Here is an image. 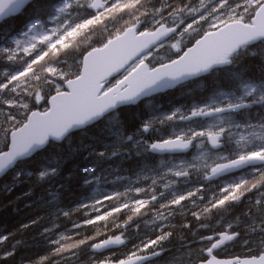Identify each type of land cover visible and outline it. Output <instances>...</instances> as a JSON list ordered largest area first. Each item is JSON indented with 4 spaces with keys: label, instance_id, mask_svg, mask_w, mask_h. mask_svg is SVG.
I'll return each instance as SVG.
<instances>
[{
    "label": "snow or ice",
    "instance_id": "snow-or-ice-1",
    "mask_svg": "<svg viewBox=\"0 0 264 264\" xmlns=\"http://www.w3.org/2000/svg\"><path fill=\"white\" fill-rule=\"evenodd\" d=\"M25 15L18 33L0 34V174L11 171L13 183H22L25 166L34 154L55 142L70 140L77 130L86 132L92 127L97 129L92 143L63 156L46 157L36 172L27 174L37 176L39 184H50L61 178L67 159L87 151L88 157H95V166L83 169V184L89 188L103 179V162L113 157L136 155L145 162L142 172L152 171L161 179L167 175L176 178L164 181L160 190L157 180L147 177L151 179L148 187L104 194L103 199L81 201L69 210L61 206L62 193L66 185L71 186L72 177L64 178L59 188L48 189V198L43 201L51 226L45 227L41 236L52 246L51 256L68 261L77 258L78 250L87 245L90 264H145L164 253L165 241L173 235L165 231L171 225L170 218L190 212L198 227L193 241L182 247L191 252L192 244L198 243L203 257L199 264H264V251L251 259L221 260L214 255V250L240 233L199 231L211 230L214 216L222 219L243 205L241 213L247 225L243 243L247 245V236L255 234L264 248V115L253 116L254 108L264 110V49L258 65L249 63L257 56L251 49L264 45V0H0V22ZM98 33L107 36L106 42L81 51V45ZM186 40H194L191 47H186ZM162 49L168 56L166 61L161 58ZM74 53L82 56L79 71H63L60 65ZM150 57L155 63H146ZM114 73L120 75L109 81ZM204 77L212 78L210 93L185 112L157 115L159 109L150 105L138 126L123 118L121 106L135 105L161 89ZM53 84L55 95L47 101L50 106L44 111L29 109L23 98L34 96L39 102L43 98L41 86ZM177 120L188 123L167 137L146 135L162 132L165 126L176 127ZM130 127L135 131L128 134ZM190 147L199 152L192 161L172 155L173 161L180 162L166 163V172L148 167L147 162L155 157L167 162V154L184 153ZM193 171L209 183L182 191L181 179L190 180ZM213 181L217 183L208 195ZM3 190L11 189L4 185ZM128 192L137 197L144 193L145 198L127 197ZM121 196L127 198L121 202ZM106 201L116 203L101 213L97 205ZM86 209L101 214L89 217L83 225L108 221L127 210V219L115 225L125 231L132 226L139 229L136 218L152 213L151 222L158 234L133 242L116 259L102 250L125 245L124 231L92 243L95 236L74 240L71 235L59 234L55 238L56 221L61 216L70 219L73 211ZM36 223L38 220L31 221ZM81 227L80 223L72 224L73 229ZM182 227L192 231L190 223ZM10 235H0V245ZM15 250L14 245L0 252V264H6ZM45 262L55 264L48 256L35 264Z\"/></svg>",
    "mask_w": 264,
    "mask_h": 264
},
{
    "label": "trees",
    "instance_id": "trees-1",
    "mask_svg": "<svg viewBox=\"0 0 264 264\" xmlns=\"http://www.w3.org/2000/svg\"><path fill=\"white\" fill-rule=\"evenodd\" d=\"M26 19L27 15L7 19L0 25V34L10 33L14 35L15 33H18L23 28ZM106 39V35L98 33L97 35L93 36L92 40L89 41L88 44L81 45V51H83L84 49L89 50L90 47H100L102 46L103 42H106ZM261 49H264V45H262ZM80 57L81 56L78 53H74L72 56L67 57L66 62L63 63L62 66L60 65V67L65 70L67 69V64L69 65L70 62H74ZM259 59L260 55L252 58L249 63L253 66H256L259 63ZM73 67H75L76 71L79 70L78 65H74ZM66 72L70 73L69 71ZM256 74L258 75L259 73L257 72ZM203 81L204 82L201 85H203L204 89H202L201 92L195 93L191 91L190 93H185L183 91H180V88L175 89L170 92H167L164 95H160V104L166 110H170L171 108L180 106L187 107L191 102H200L206 95V92L204 91H207L208 87L211 88L212 86V78L205 77ZM43 89L44 95H48L49 92L46 91V85H44ZM24 99L28 100L29 97H24ZM139 108L140 105L122 108L123 118L129 125L138 126L140 120V116L138 114ZM258 113L260 115H264V110L254 108L253 116L257 117ZM133 131H135V127H130L128 134H131V132ZM96 135L97 129L90 127L86 132L73 133L71 139L67 140L66 142H63L59 145L53 144L47 147L45 150L41 151L39 154L37 153L36 155H34L32 162L25 166L26 175H24L22 178V184H14L12 177L9 176H6V178L3 179L2 182H6L4 183V185H8L11 190L4 191L3 188L0 189V235H11L9 240L6 241L5 244L0 245V252L10 250L14 245L16 246L15 255L13 257L8 258L6 264H35V260H38L40 257H42V255L48 256L51 261L56 258L55 256H51V253L49 251L52 246L46 243L43 237L41 236L43 229L45 227L51 226V222L49 220V209L45 207L43 201L48 198V189L52 188L53 186L59 188L60 184L64 182V178L68 176L72 177V183L70 186L71 188L66 185L62 193L63 200L61 206L64 208V210L75 209L76 206L83 200V202L85 203H92L93 200L97 197L103 199L104 194L111 195L116 192L125 193L129 187H144L149 186L151 184V179H136L138 175H142L144 177L150 175L152 178L156 175H154L155 173L152 171H148L147 173L142 172L141 169L144 167L145 162L141 160L138 156L132 155L128 159H119L113 157L111 160L104 161L100 170L103 174V179L90 189L88 186L83 184V169L86 167H94L95 157H88L87 151L77 152L74 156L67 159L64 162L63 168L61 169V178L52 181L50 184H39L36 182L37 177L35 175L30 176L27 174L29 172H36L39 164L45 162L46 157L55 158V156L57 155L63 156L68 152L79 148L82 144L92 143L93 138ZM150 136L154 138L152 135ZM85 162L87 163L84 164ZM147 163L150 169L154 168L153 160H150ZM154 179H158V177ZM126 181H129V183H127ZM203 184L207 183L204 182ZM4 185H2V187ZM198 185L200 184H193L191 188ZM77 189L80 190L78 191ZM210 189L211 187L209 186V189L206 194H211ZM85 193H89L88 195L91 196L88 197V195ZM127 197L131 196L127 194ZM127 197L121 196L120 201L123 202V200H125ZM115 203V201H106L104 205H97V207H99L101 209V213H103L107 211L110 207L114 206ZM184 203L187 205L188 202L186 201ZM241 208H243V205L240 206V208L234 209L230 215H226L222 219L219 216H214L212 220L217 219V221H219L217 222L218 229L223 226L224 220H230L231 223H236V228L243 229L244 232L242 233L245 235L247 233V225L245 223L246 218L242 215ZM85 212H87V215L85 214ZM101 213L94 212L91 209H86L81 211H73V214L70 219L61 216L60 219L56 221V224L59 227L56 229L57 237L55 238H58L59 234L71 235L74 240H79L88 236L103 237L104 234H114L120 230V228H117L115 225L122 224L123 221L127 219L128 215L127 210H125L122 213L115 214L114 217H110L108 221H98L96 224L93 225H83V221L87 220L89 217L94 218L96 215H99ZM149 214L150 215H148V217L145 216L146 218H136V222H145V220H149L152 216V213ZM182 218H184L183 221ZM189 219L195 220V218L191 216L190 212L187 214V219H185V216L176 215L175 220L171 218V221H174L171 222L170 229H168V231L175 232V236L178 239H180L182 235H184V232L187 236H189L190 231L182 227L183 223H190L191 220ZM33 220H38V223L31 224V221ZM73 222L82 224V227L80 229H73ZM25 224H29L30 227L23 228L22 226ZM132 227L134 228V226ZM76 233H79V235H77ZM252 235L253 234L249 236L252 238ZM146 238L151 237L146 236L144 232L142 240ZM256 238H258V236H256ZM17 241H20V243L17 244ZM85 251L86 246H83L80 250H78V253H82ZM57 258L58 260H61L59 257ZM45 263L48 264V262Z\"/></svg>",
    "mask_w": 264,
    "mask_h": 264
},
{
    "label": "rangeland",
    "instance_id": "rangeland-1",
    "mask_svg": "<svg viewBox=\"0 0 264 264\" xmlns=\"http://www.w3.org/2000/svg\"><path fill=\"white\" fill-rule=\"evenodd\" d=\"M256 50L260 51L259 49H256ZM171 54H173V53H171ZM166 57H167V54H164L163 56H161V58H162L163 60H165ZM149 60H150L151 62H153L151 57L149 58ZM67 63H69V62H67ZM153 63H155V62H153ZM74 65H79V66H80V59H78V60H76V61H74V62H70V64L67 65V69H69V70L66 69L65 72H66V71H69L70 73L78 72V71H76L75 67H73ZM62 70L64 71V69H62ZM113 80H114V79H113ZM113 80H112V81H113ZM57 83H61V84H62V82H59V81H57ZM46 86H47L46 91L49 92V94L46 95V96H44V92L40 90V92H41V96H42L43 98H42L39 102H37V101L35 100L34 96H33V97H29L28 100H25V99L23 98V99H24V102H26V103L28 104L29 109H31L32 111H34V110H37V111H44L45 108H46V103H45V102H46L47 98H48L51 94L55 93V87H56L55 84H53V85H46ZM194 87H197V85L194 86ZM189 88H192V87L189 86ZM150 105H155V106L159 109V112L157 113V115H163V114H167V113H169V112H164V111H162V110L160 109V107H159V105H158V102H157L156 100H154V101H149V102H146V103L140 105V108H139V111H138V114H139V116H140V119L143 118V117H146V116H147V114H148V112H149V107H150ZM44 106H45V107H44ZM193 106H194V105H193ZM183 110H184V109L181 108V109L178 110V111H179V112H182ZM19 111H20V112H24L23 109H20ZM173 111H177V109H174ZM170 112H171V111H170ZM175 124L177 125L176 127H168V126H166V129H167V130H165V131L163 130L162 132L151 133V134H146V135H152V136H154V137H156V136H165V137H167L168 135H170V134H172V133H174V132H178V131L180 130V126H183L184 124H186V122H183V121H177V122H175ZM0 147H2V144H0ZM197 155H199V152H198V150L194 147L192 153H191L188 157H183L182 159H183L185 162H186V161H192V160H194V158H195ZM152 160H153V163H154V168H155V169H162L164 172L167 171L166 163H167V164H171V163H179V162H180L179 160L173 161L171 158H169V160H168L167 162H166L164 159H162V158H156V157L153 158ZM154 175H156V174H154ZM10 177H12V174L10 175ZM147 177H151V176L149 175V176H147ZM147 177H144V176H142V175H138V176L136 177V179H137V180L149 179V178H147ZM174 179H176V178H175V177H172V176H170V175H167V176H164L163 179H161V178L157 179V182H159L160 187H162L164 181H172V180H174ZM126 182L129 183V181H126ZM204 182H207V181H204L202 174H199V175H198L195 171H193V175H192V177L190 178V180L185 181V180L181 179V181H180V187L183 188V187H185V186H188L189 184H203ZM215 182H216V181H215ZM224 182H227V181H224ZM4 183H6V182H1V183H0V189L3 188L2 185H4ZM162 189H163V188H160V190H162ZM140 195H141L142 198H145V197H144V193H141ZM155 206L159 207V204L157 203V205H155ZM187 206H189V208H191V205H190L189 202L187 203ZM186 218H187V215L185 216V219H186ZM183 220H184V218H182V221H183ZM189 220H191V221H190V224H191L192 226H194L196 221H195L194 219H189ZM149 226H153L152 222H151L149 225H145V228H147V227H149ZM168 228H170V226H169ZM186 230H188V229H186ZM249 242H250V243H253V242H254V245H255V247H256L257 249H258L259 246H261V245H260V241H258V238H254V239H252V240L249 239ZM241 243H242L243 245H245V244L243 243V241H242ZM262 251H264V248L261 247V252H262ZM182 256L187 258L188 256H192V253L189 252V251H186V252H184V253L182 254Z\"/></svg>",
    "mask_w": 264,
    "mask_h": 264
},
{
    "label": "flooded vegetation",
    "instance_id": "flooded-vegetation-1",
    "mask_svg": "<svg viewBox=\"0 0 264 264\" xmlns=\"http://www.w3.org/2000/svg\"><path fill=\"white\" fill-rule=\"evenodd\" d=\"M193 42H194V40H192L191 42H189V41L186 40L185 41L186 47L190 46ZM186 47H185V49H186ZM211 224H212L211 230H209V229H206V230L200 229L199 231L202 234H210L211 232H219L220 229L217 228V221H212ZM196 229L197 228L192 229V231L189 232V236H187L185 234V232H184V235H182V237L179 239L178 245H177L176 242L169 243L168 240L171 238L170 237L167 241H165V243L167 245L164 244V247L166 248L165 251H164V253L161 256L155 257L154 259L150 260L146 264H193V261L196 262L197 259L203 258L202 255H201V253H200V251H199V249H200L201 246L198 243H193L192 244V250H191L192 256H188L187 258L186 257L183 258V256H182V253L188 251V248L187 247H182V245H186L189 242H192L193 241L194 232H195ZM173 233H174L173 238H175V232H173ZM104 238L105 237L103 236L101 238V240H103ZM233 245H235V243H232V244L227 245V246L224 245V246H222V247L214 250V255H215V252L216 251H219L222 248L231 247ZM118 252H119L118 250L116 251L114 249H109V250H107V252H105V255H109V256H111L112 259H116L117 257H119ZM122 255L123 254L120 253V256H122ZM165 256H167V257H165ZM178 257H180V258H178ZM78 264H90V261L88 260L87 262H80Z\"/></svg>",
    "mask_w": 264,
    "mask_h": 264
},
{
    "label": "water",
    "instance_id": "water-1",
    "mask_svg": "<svg viewBox=\"0 0 264 264\" xmlns=\"http://www.w3.org/2000/svg\"><path fill=\"white\" fill-rule=\"evenodd\" d=\"M5 21V20H4ZM0 23H2V22H0ZM82 66V65H81ZM121 72H123V70H121ZM120 73H114L112 76H110L108 79H111V78H113V77H115V76H117V75H119ZM191 79H195V78H191ZM191 79H189V80H191ZM189 80H186V81H189ZM186 81H183V82H180V83H178V84H176V85H174L173 87H170V88H164V89H161V90H159V91H157V92H154L152 95H155V94H159V93H164L165 91H168V90H170V89H173L174 87H176V86H179V85H181V84H183V83H185ZM151 95V96H152ZM150 96V97H151ZM146 98H149V97H146ZM142 99H144V98H142ZM141 99V100H142ZM140 100V101H141ZM139 102V101H138ZM137 102V103H138ZM136 103V104H137ZM50 105H48V107H49ZM126 106H133V105H126ZM126 106H121V108L122 107H126ZM77 131H79V130H77ZM77 131H75V132H77ZM62 141H60V142H55L56 144H58V143H61ZM189 150V149H188ZM188 150L186 151V152H188ZM186 152H184V153H186ZM184 153H177V154H184ZM177 154H171V155H177ZM160 155H165V154H160ZM8 173V172H7ZM6 173V174H7ZM6 174H0V177H4ZM1 179V178H0Z\"/></svg>",
    "mask_w": 264,
    "mask_h": 264
},
{
    "label": "bare ground",
    "instance_id": "bare-ground-1",
    "mask_svg": "<svg viewBox=\"0 0 264 264\" xmlns=\"http://www.w3.org/2000/svg\"><path fill=\"white\" fill-rule=\"evenodd\" d=\"M16 34V33H15ZM69 59V58H68ZM68 65V64H67ZM62 66V65H61ZM66 70V69H65ZM64 70V71H65ZM67 70H69V69H67ZM205 92V91H204ZM210 92L209 91H206V94H209ZM45 107V106H44ZM96 132V131H95ZM93 137V136H92ZM85 143V142H84ZM55 145V144H54ZM57 145V144H56ZM39 154V153H38ZM85 158H88V157H85ZM114 162V161H113ZM87 162H85L84 164H86ZM111 166V165H110ZM110 166H107V167H110ZM119 166V165H118ZM121 167V166H120ZM104 168V167H103ZM127 168V167H126ZM116 169V168H115ZM114 169V170H115ZM81 171V170H80ZM131 171V170H130ZM123 173V172H122ZM84 174V173H83ZM125 174V173H124ZM127 174V173H126ZM26 175V174H25ZM76 176V175H75ZM84 176V175H83ZM37 177V176H36ZM66 177V176H65ZM75 178V177H74ZM82 178V177H81ZM37 182V181H36ZM64 183V182H63ZM22 184V183H21ZM123 184V183H122ZM81 185V184H80ZM42 186V185H41ZM56 187V186H55ZM76 187V186H75ZM136 187V186H135ZM35 188V187H34ZM36 188H38V187H36ZM71 188V187H70ZM68 189V188H67ZM91 189V188H90ZM31 190V189H30ZM36 190V189H35ZM78 190V189H77ZM80 190V189H79ZM78 190V191H79ZM93 190V189H92ZM32 191V190H31ZM81 191H82V189H81ZM87 191H88V188H87ZM90 192V191H89ZM36 193H37V191H36ZM76 193V192H75ZM1 194V193H0ZM85 194H87V193H85ZM89 194V193H88ZM87 194V195H88ZM94 194H96V193H94ZM84 195V194H83ZM69 196V195H68ZM89 196H91V195H88V197ZM96 196H98V195H96ZM95 196V197H96ZM27 197V196H26ZM82 198H83V196H82ZM93 199V198H92ZM82 200V199H81ZM90 200H91V198H90ZM84 201V200H83ZM38 203V202H37ZM91 203V202H90ZM35 206V205H34ZM37 206V205H36ZM43 206V205H42ZM40 209V208H39ZM43 209V208H42ZM45 210V209H44ZM42 211V210H41ZM150 215V214H149ZM148 217V216H147ZM146 218V217H145ZM149 219V218H148ZM143 220V219H142ZM145 221H148V220H145ZM174 221V220H173ZM173 221H171V222H173ZM173 224V223H172ZM176 225V224H175ZM177 226V225H176ZM175 226V227H176ZM172 228V227H171ZM194 229V228H193ZM166 244V243H165ZM167 245V244H166ZM177 245H178V243H177ZM169 247V246H168ZM176 247V246H175ZM177 248V247H176ZM166 249V248H165ZM171 249V248H170ZM173 249V248H172ZM178 251V250H177ZM175 252V251H174ZM171 254V253H170ZM183 254V253H182ZM181 255V254H180ZM43 256V255H42ZM172 256V255H171ZM165 257H167V256H165ZM174 257V256H173ZM176 258V257H175ZM178 258H180V257H178ZM184 258V257H183ZM174 259V258H173ZM183 260V259H182ZM13 261V260H12ZM35 261H37V260H35ZM32 262V261H31ZM171 262V261H170ZM15 263V262H14Z\"/></svg>",
    "mask_w": 264,
    "mask_h": 264
}]
</instances>
